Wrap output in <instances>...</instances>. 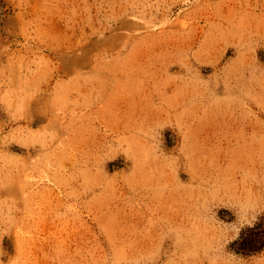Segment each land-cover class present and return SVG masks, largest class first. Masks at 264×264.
<instances>
[{"label": "rangeland", "instance_id": "374dc122", "mask_svg": "<svg viewBox=\"0 0 264 264\" xmlns=\"http://www.w3.org/2000/svg\"><path fill=\"white\" fill-rule=\"evenodd\" d=\"M0 264H264V0H2Z\"/></svg>", "mask_w": 264, "mask_h": 264}, {"label": "trees", "instance_id": "16d2710c", "mask_svg": "<svg viewBox=\"0 0 264 264\" xmlns=\"http://www.w3.org/2000/svg\"><path fill=\"white\" fill-rule=\"evenodd\" d=\"M2 0H0V5ZM234 250L241 254H256L264 249V226L257 224L244 231L240 238L233 242Z\"/></svg>", "mask_w": 264, "mask_h": 264}]
</instances>
